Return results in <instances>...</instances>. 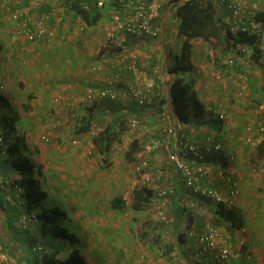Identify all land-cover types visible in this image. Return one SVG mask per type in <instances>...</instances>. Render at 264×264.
<instances>
[{"label": "crops", "instance_id": "1", "mask_svg": "<svg viewBox=\"0 0 264 264\" xmlns=\"http://www.w3.org/2000/svg\"><path fill=\"white\" fill-rule=\"evenodd\" d=\"M241 1L245 6L244 14L249 19L256 18V15L264 17V0ZM61 2L60 0H0V46L2 48L0 53V95L8 100L12 111L18 119L17 128L20 134H23L26 138L29 147V151L25 153V156L41 169L43 173L41 178L45 190L48 194L51 192L56 196L62 195V193L65 196L73 193L69 199L70 203L67 206L64 205L63 208H73V218L79 225L81 238L91 252L94 253V256L83 254L86 260L90 264H102L104 255H106L110 260L109 264H132L131 257L129 256H132L134 248L131 247L132 244L128 242L127 238L119 235L125 230L129 233V228L120 220L121 213L125 208L115 209L112 206L113 199L123 196L126 191L122 188L119 193L110 195L113 190L116 191L121 185V177L112 175L114 174L112 169H114L115 163L111 161V152L107 156V158H110L107 162L100 160L102 164L101 162H98V164L96 156L99 153L93 147L94 152L90 150L87 152L88 146L86 141L87 138L91 139L88 132L78 134V137L81 138V142L85 146L72 153L65 150L60 152L52 151L53 154L50 156L43 154L40 157L35 156L32 149V145L37 143L33 137L35 135L34 129L37 127L36 111L39 109L44 111V105L47 100V97L44 95L50 92L52 87L54 89L58 88L63 83L64 86L62 88L58 91L53 89V92L56 91L55 95L67 92L72 93L76 103L77 96L85 91L87 87L97 89L103 86L101 81L107 76V73H94L91 69L92 65L104 59V68L107 71L108 61L115 60L120 51L122 52V50H111L112 48H109V32L112 28L111 15L114 9L109 7L107 15L102 16L98 25L87 27V31L83 33L76 27L80 18H76L73 14L71 17L67 16L66 9ZM158 2L161 4V11L158 18L154 20V25L159 30V39H151L145 36L130 38L125 46L127 57L131 54H138L141 58L143 69L148 72L151 81L157 85V88H155L150 96V103L143 107L138 106L133 100L124 98L121 95L116 99L100 98L97 105L93 107V125L107 128L113 126L114 122L123 116L126 122L131 116H138L147 122V126H143L132 132L134 136L138 135L141 137L138 138L136 136L135 139H138L141 146L145 148L146 145L152 142L154 137L156 138L162 133V130L167 125L173 123L177 129L171 141L172 148L184 152L182 147L184 140L195 144L198 148L200 159H197L191 153H188L187 156L191 160L201 161V163L208 164L207 166L213 168L210 179L213 185L219 188L220 191H226L222 179L217 173L219 167L227 168L231 176L239 180L242 195H240L237 204L242 217V226L231 229L227 225L225 226V234L229 237L230 243L233 244L235 249H239L240 245H238V242L240 239H243L245 249L253 253L258 264H264V218L262 219L264 207L262 205L260 207L258 203L259 205L255 206L256 209H252L251 206L254 200L248 202L245 194H243V192L245 193L249 188H252L253 184L248 185L246 182L247 177L249 178L251 174H247L245 170L248 148L252 145L243 141L242 135L247 134L248 137L249 134L242 129L244 128L243 125L248 122H254L257 126L260 124V119L255 122V117L248 109L247 104L241 101L233 103L232 99L229 100L227 97H229L231 92H224V88L221 91L227 99L215 101L216 94L214 95L213 88L208 86V76L207 78L206 76L202 78L196 77V79L200 80L198 82L195 81V89L207 108L204 116L199 118L192 117L190 124H180L178 126L173 118L168 123L161 119L159 116L161 111L171 112V106L167 104L163 107V102L168 99L170 82L173 78L169 70L176 64V56L181 52L184 37L178 34L179 18L175 14L173 0H158ZM95 3L96 0H92V4L95 5ZM26 6L32 9L31 13L34 19L38 15L43 14L42 12L52 13L56 11L57 15L61 16L60 11H62L65 20L59 27L58 33L53 40L47 43H33L25 38H21L15 43L13 39L15 22L12 13L18 9L23 10ZM131 12L129 9L125 10V13L128 15ZM109 13H111L110 17ZM69 17L71 19L67 20ZM192 51L194 69L187 73L186 76L192 77V80H194L195 77L193 78L192 74L196 72L198 75L200 67L206 65V60H208L207 67L211 66L212 47L202 38H196L192 40ZM203 52L206 53L205 60L201 59L203 58V55H201ZM105 53H107L106 57L102 58ZM221 56V62L224 64V59H226L227 55L222 51ZM24 59L31 67L28 68L29 72L27 74L17 65L18 60H23L24 63ZM211 60L214 61V59ZM128 61L129 59L126 60L124 66H120L116 71L123 77L122 86L127 83H134L136 80L133 73L127 67ZM218 67L221 68L219 65ZM225 69L227 72L229 71V69ZM182 76L186 77L184 74ZM69 82L72 83V90L66 88ZM228 85H231V83ZM27 87H31L34 91L31 89L27 90ZM47 87L49 90H46V93H42V90H45ZM213 87L219 90L217 86ZM120 88L121 86L118 87V89ZM24 90L28 92L27 96ZM30 96H32L31 99H29ZM53 102L57 106L55 112L57 115L53 119V126L58 115L60 116L58 118L63 121L61 126H54V130H51L55 135L51 136L57 142V136L63 134L65 128H70L76 123L77 130H79L81 123L78 125L77 120L71 116L70 111L62 109L54 101V98ZM35 104L39 106L35 108ZM218 106H221L227 114V124L222 123L218 125V120L214 114V109ZM19 107H23L24 111H20ZM76 107L81 115L80 106L77 104ZM89 109L86 110V116H88ZM259 136L263 137L264 134ZM217 142L222 143L224 150L218 151L214 148ZM255 142L253 146L257 145V142L256 144ZM92 152V158L88 157L86 153L91 155ZM62 154H65V156ZM225 154L235 156L234 161L229 162L226 160L228 155ZM148 157L151 160L152 169L164 173V182L175 184L177 187L178 196L173 201L175 204L171 210L169 207L172 218L176 219L178 209L183 208L185 211V222L188 224V227H191V230L200 228L207 220L206 217L210 216L209 209L214 208V206L210 205L206 200H200L197 209L185 207L184 204L194 196L191 189L181 181V176L172 168L165 165L166 152H155L148 155ZM102 158L104 159V157ZM45 160H47L46 163L44 162ZM105 166L109 167L107 169L108 172H104ZM254 166L258 165H252V167ZM4 167L7 173L11 175L17 174V171H9L7 165ZM82 176L89 179H83ZM70 180L76 182L81 187L89 189H86L82 196L79 193H75V191L70 192L67 188L72 184ZM247 185L248 189L245 188ZM135 190L137 189L135 188ZM105 194L108 196V199L106 198L108 201L107 205L104 203ZM10 195L12 194L9 192L7 194L5 191H0V233L4 231L8 236L13 237L14 240L17 238L14 245L22 248L27 244L25 241H22L25 240L26 234H24L25 231L20 230L21 228L16 224V220L18 216L24 213L25 208L18 205L15 202L16 199ZM10 197L13 199V202H7L6 199ZM44 205L49 207L47 201ZM55 207L63 210L57 205L56 201L54 203ZM2 212L4 215H2ZM3 216L4 218L2 219ZM179 216L181 219V215ZM184 217L182 216V218ZM30 228L33 232L38 228L41 229L40 225L37 226L36 224L30 226ZM107 238H110V240ZM184 238L187 239L186 236ZM191 255L193 259L191 256L189 259L198 263L194 255ZM28 256L27 251L22 248L18 256V259L21 261H16L17 264H27L23 261L26 258L28 259ZM181 259L182 264H189L187 259ZM113 260H116V262H113Z\"/></svg>", "mask_w": 264, "mask_h": 264}, {"label": "built area", "instance_id": "2", "mask_svg": "<svg viewBox=\"0 0 264 264\" xmlns=\"http://www.w3.org/2000/svg\"><path fill=\"white\" fill-rule=\"evenodd\" d=\"M112 0H96L98 8L105 7ZM219 14L224 23L234 33L240 32L249 35L260 36V48L264 51V22L259 21L257 18L249 20L244 14V4L241 0H218ZM129 9L132 12L128 15L125 10ZM124 10V11H123ZM123 11V12H122ZM161 11V4L158 0H125L124 7L120 10H114L111 15L112 28L109 32V48L111 50H122L115 60L108 61V70L105 71L104 62L102 60L94 63L91 67L92 71L96 74L107 73V76L101 81L103 86L100 88L87 87L85 91L77 96L75 103L74 95L72 93H59L55 95L54 101L59 104L62 109H68L74 119L80 117L76 105L83 107H94L100 98L116 99L120 95L124 98L133 100L138 106H145L150 103V96L157 88V85L151 81L150 75L143 69L141 58L138 54H131L129 57L125 54L126 42L130 38L135 37H148L151 39H159V30L154 25V20L158 18ZM32 9L26 7L25 9L15 10L12 13L15 27L13 32V39L15 43L21 38L27 39L33 43H47L53 40L59 27L62 25L64 19L58 16L56 11L52 13H43L35 17L32 15ZM53 20H56L53 22ZM81 31L86 29V26L79 20L77 23ZM249 47L237 45L234 52L230 57L225 60L227 70L232 67L237 61L242 59V54L250 53ZM105 53L102 58H105ZM128 69L133 73L136 78L134 83H127L122 86L123 77L120 73L116 72L120 66H124L126 60ZM240 80L245 83L246 77L240 76ZM118 89V87H120ZM67 89L72 90V83L67 84ZM243 90L240 88L238 96H243ZM216 118L221 123L227 124V114L218 106L214 109ZM164 122H169L172 119L171 114L163 110L160 115ZM128 127L131 131H136L143 126H147V122L138 116H131L127 120ZM62 120L57 119L55 127L61 126ZM106 130V127L93 125L88 132L90 138L98 136ZM146 132V131H145ZM148 133V132H147ZM176 133V127L172 124L167 125L158 137H154L152 142L145 146L143 151L138 155L137 160L134 162V170L140 175L139 184L142 188H148L153 191L157 200L155 203V211L158 220L164 225H169L172 222L169 214V207L172 202L170 201L173 196L177 195V187L175 184H167L164 182V173L152 169V163L148 155L164 151L167 154L165 165L172 168L181 176V181L185 186L191 189L192 193L197 195L200 199L211 201L215 206L221 204L233 205L240 197L241 184L239 180L232 178L227 168L219 167L217 173L224 183L226 191H220L210 181L212 177L213 168L203 164H196L194 160L188 158L187 154L191 153L195 157H199L198 148L184 140L182 147L184 152L174 150L171 141ZM247 143L253 145L255 142L253 134H264V103L261 107L260 124L251 125L247 128ZM41 142L44 144H54V137L49 134L41 135ZM73 144H78L77 139L72 141ZM3 144V137L0 136V146ZM256 144V142H255ZM125 143L122 141L114 145L112 151L116 153L124 152ZM216 150L222 149V144L218 143ZM5 151H2V155ZM234 157H232L233 160ZM231 161V160H228ZM264 171V168L255 166L252 168L253 173ZM12 189L15 193L14 198L16 203L21 205V192L22 186L17 180V174L10 175L9 178L0 176V191ZM9 202L13 199L7 198ZM19 205V204H18ZM197 201L185 203V207L196 208ZM37 217L34 213L28 214L24 212L17 220L18 227L27 228L28 224L36 221ZM228 227L233 229L232 224L228 223ZM226 225V226H227ZM225 226H217L210 223H204L197 230L186 231V237L191 244H194L193 255L196 262L199 264H258L251 251L245 249V242L240 239L238 245L239 249H235L233 244L230 243L229 237L225 234ZM244 231V230H243ZM245 232V231H244ZM43 246L38 242L33 246V251H41ZM139 264H151L146 254L141 253L138 260ZM0 264H17L11 262L8 253L0 249Z\"/></svg>", "mask_w": 264, "mask_h": 264}, {"label": "trees", "instance_id": "3", "mask_svg": "<svg viewBox=\"0 0 264 264\" xmlns=\"http://www.w3.org/2000/svg\"><path fill=\"white\" fill-rule=\"evenodd\" d=\"M60 1H62L61 4L66 9L67 14L70 16L73 14L76 18H80V21L86 26V28L98 25L103 16V12H108L109 7L114 10H120L124 7L125 3V0H112L105 7L98 8L95 6L96 3L95 5L92 4V0ZM173 3L175 4V14L179 18L178 34L179 36L184 37V41L180 54L176 56L175 66L169 70V72L173 75V78L170 82L168 99L163 102V107L167 104L171 106V112L168 111V113L171 114L178 126L180 124H190L192 122V117H202L207 111L206 105L201 101L199 94L195 89V81L192 79L186 80L185 77L182 76L194 69L192 63V40L196 38H202L205 40L212 47L214 55L213 59L218 64L221 61L222 51L225 55H227L225 57L227 59L232 55L237 45H242L250 48V58L254 63L253 65L264 67V51L260 48V36L249 35L242 32L234 34L228 28L219 14V7L216 0H173ZM42 13L48 14V12ZM256 18L259 21L264 22V17L256 15ZM63 19L65 20V18ZM55 21L56 20H53V22ZM1 51L2 48L0 46V53ZM235 64L233 66H235ZM225 68L226 66L224 63V69ZM31 98L32 96L29 97V99ZM88 108H90L88 110V116L82 119L80 128L77 131L78 133H87L93 126V107H87V109ZM17 123L18 119L12 111L8 100L0 95V136L3 137V144L0 146V176L9 178L11 175L6 172L4 167L5 165L8 166L7 168L9 171H17V180L23 188V191L21 192V206L25 208L24 212L32 214L34 213V208H40L39 214L34 213L37 217L36 221L30 222L27 228L20 227V230L25 231L24 234H26L27 238L22 240L27 243L22 248L27 251L29 255V258H26L23 262L27 264H90L80 250L75 248V244L78 242L77 236L68 232L63 227L64 221L68 219V213L58 207L50 208L44 206L49 194L45 190L43 180L41 178L43 173L38 166H35L34 163L27 156H25V153L29 151V147L24 135L20 134L17 128ZM125 123L126 120L123 116L119 120H116L113 126L107 127L105 131L91 140L93 148L100 154V156L104 157L106 162L108 161V154L110 152H114L112 151L114 145L123 141L122 127ZM221 124L222 123L218 121V125ZM218 143L220 142H217L215 146ZM215 146L214 148L216 149ZM222 150H224L223 145L220 151ZM2 151H5L4 155H2ZM142 151L143 147L141 146L139 140L134 139L131 142L129 150L126 152L125 156L128 160L134 161L136 156ZM121 153L123 154V152ZM257 155L264 160V142L257 146ZM232 157L235 158L233 155H228L226 160H231L229 162H233L234 158L232 160ZM197 159L200 158L197 157ZM194 161L197 162L196 164L200 163L206 166L208 165L201 163V161ZM226 166L228 165L226 164ZM223 185L225 184L223 183ZM4 191L7 192V194L8 192L11 193V197L15 196L12 189ZM192 195L194 197L187 202L190 203L191 201L196 200L199 205L200 200H205L198 198L197 195L193 193ZM177 196L178 194L173 196L170 200L172 202L170 210L174 206L175 202L173 201L177 198ZM132 197L133 202L131 206L137 211L142 210L145 207L144 204H147L151 200L155 203L157 200L152 190L142 187L134 190L132 192ZM206 201L210 203V205L214 206V208L209 209L211 221L207 218L204 223H210L221 227L226 226L228 223L232 224L234 228H240L242 226V217L237 204L238 200L233 205L221 204L218 206L213 205L209 200ZM7 202L9 201L7 200ZM18 204L20 205L19 202ZM128 205L129 202L123 196L116 197L112 201V206L115 209H123ZM197 207L194 209H197ZM170 210L168 211L169 214ZM184 213L185 211L183 208L178 209L176 219H173L170 214L172 222L166 226H170L171 228L175 226L176 228L178 218H180L179 215ZM2 215H4L3 212ZM3 218L4 216L2 219ZM34 224H39L41 227L40 231L39 229L35 230L37 233H34L30 228V226ZM195 230L197 229H194V231ZM40 232H42L43 237L41 238L40 235L36 238L35 235ZM48 235L55 239L58 238L67 241L74 245V248L71 249L67 257H64L60 248L50 249L45 246V242L47 241L45 237ZM178 238L182 239V235L179 234ZM15 240H17V238ZM15 240L3 231L0 233V249L1 247H4V252L9 254L11 262H20L21 260L18 259V256L22 248H19L20 246L18 245H14V242H16ZM38 242L43 246V248L41 251L34 252L33 246ZM170 247L172 250V246Z\"/></svg>", "mask_w": 264, "mask_h": 264}, {"label": "rangeland", "instance_id": "4", "mask_svg": "<svg viewBox=\"0 0 264 264\" xmlns=\"http://www.w3.org/2000/svg\"><path fill=\"white\" fill-rule=\"evenodd\" d=\"M60 13L62 14L61 16L64 18L62 11H60ZM103 15L106 16L107 12H103ZM110 15L111 13H109V17ZM67 16H70V15L67 14ZM70 17L67 20H70L71 19ZM249 20H251V18ZM86 31L87 30H84L82 32L85 33ZM211 52H212L211 59H213L214 58L213 50ZM205 54L206 53L204 52L201 53V55H203V58H201L202 60H205ZM250 54L251 52L242 54L243 58L237 61L235 66L230 67L228 72L224 69V64L221 61L218 64L215 61H212L209 57L211 66L207 67L208 60H206L205 61L206 65L205 66L202 65L200 67V73L198 75L196 74V72L194 73L195 75L192 73L191 74L193 75V78L195 77L194 81H197V82L200 79H196V77L202 78L203 76H206L207 78L208 76V81H209L208 86L213 88V93L214 95L216 94L214 98L215 101L216 100L220 101V100H223L224 98L225 99L228 98L229 100L232 99L233 103H235L236 101H238L239 103L241 101L247 104L248 109L250 110L251 113H253L255 117V122H257V120L260 119L259 117L261 116V113H260L261 104L264 102V67L253 65L254 63L252 62L250 58ZM26 60L24 61V63H23V60H18L17 62V65L24 70L25 74L29 72L28 68H31L27 64ZM218 65L221 68H219ZM184 75L186 76L187 74H184ZM242 75L246 77L247 81L245 83H243L240 80V76ZM185 79L191 80L192 77L189 78V76H186ZM229 83H231V85H228ZM63 86H64L63 83H61L58 88L54 89V87H52L50 89V92L48 93H46V90H49L48 87L45 88V90H42V93H46L44 96L47 97V100L44 105V108H45L44 111L42 109H39L36 111L37 127L34 129L35 135L33 137L35 138V141H37V143L35 145H32V149L35 153V156L41 157L43 156V154L50 156L51 154H53L52 151L60 152L64 150L66 152L68 151L72 153V152H75L76 150H80L83 146H85L84 143L81 142V138L78 137L79 133L77 132L78 130H77L76 123L70 128H65V131H63V134L57 136V142L55 141L54 144H44L43 142H41L40 138L42 134H49V135L55 136L54 132H51V130H54L55 128L53 126V119L57 115L55 114L57 110V106L54 104L53 98H54L56 91H58ZM213 86H217L219 90H217ZM240 87L242 89H245L243 90L244 92L243 96H238ZM27 88H28L27 90L31 89L32 91H34L31 87H27ZM223 88H224V92L226 91L231 92L229 97L227 98L224 97L225 94H223L221 91ZM53 89L56 91L53 92ZM32 91H29V92H32ZM24 92H25V95L27 96L28 92H26L25 90ZM77 104L79 105V103ZM35 105H36L34 106L35 108L39 106L38 104H35ZM19 109L20 111H24L23 107H19ZM80 109L82 111V114L80 115L78 119H75L77 120L78 125L81 123L82 119L86 117V113H87L86 111L87 107L82 108L80 106ZM58 117L60 116L58 115ZM58 117L57 119H59ZM62 124H63V121H62ZM245 124L243 125L245 129L244 128L242 129L245 132H247V128L249 126L255 125L254 122H248ZM122 128H123L122 139L126 145L124 152L123 154L122 153L118 154L114 151V152H111L110 154L111 161L115 163L114 169H112V171H114L113 172L114 174L112 175L121 177V185L119 186L118 189H116V191L113 190V192L110 195L119 193L120 189L122 188H124L126 191L124 192L125 194L123 196L124 198L127 199V201L129 202V205L121 213L120 220L123 221V224L125 223L126 224L125 226L129 228V233L125 230L119 235L127 238L129 240L128 242L132 244L131 247L134 248L132 256H129L131 257L132 264H137V260H139L140 253H145L151 264H155V263L156 264H182L181 258L187 259L189 264L195 263L194 261H191L189 259L190 256L193 259V256L191 254H193L192 250L194 249V244H191L190 241H187V239L184 238L186 236V231L191 230L190 227H188V224H186L185 222L186 220L184 217L185 213L181 215V219L178 218L180 220L177 222L176 228L175 226L171 228L170 226H166L162 224V222L158 220V217L155 211V205L152 200L148 202L147 204H144L145 207L140 211H137L132 208L131 206L133 202L132 192L135 190V188L140 189V184H139L140 175L134 170V162L137 160L138 155L133 161V160H128L125 154L129 150L130 144L135 139V137L136 136L138 138H141V137H139L138 135L134 136V133L128 127L127 122L123 125ZM259 135H262V134H256V133L253 134V138L257 142V145L256 146L249 145L250 148H248V154L246 156V162H245L246 163V167H245L246 173L249 175L251 174L250 176L248 175L249 178L247 177L246 182L248 183V185L252 183L253 187L248 189V185L245 186V188H247L248 191H245V193L243 192V194H245L246 196L245 198L248 202H251L252 200H254V203L251 206L252 209H256L255 206L258 203L260 204V207L262 206L264 207V171H262L263 173L262 172H258V173L252 172V168H253L252 165L254 164L258 165L261 168H264L263 159L257 155V146L261 144L262 142H264V136L260 137ZM242 136L244 138L243 141L247 142V139H246L247 134L246 135L243 134ZM75 139H77L78 141V144L76 145L72 143V141ZM86 144L88 146L87 152L89 150L93 151L92 149L93 144H92L91 139L87 138ZM93 152L91 155H89V153H86V154L88 157L92 158ZM62 155L65 156V154H62ZM96 157H97V160H96L97 163L104 160L102 156H100L99 154H97ZM109 159L110 158H108V160ZM44 162L46 163L47 160H45ZM108 168H109L108 166H105L104 172H108L107 170ZM82 178L89 179L88 177L84 178L83 176ZM70 181L72 182V184L69 187H67L68 190H70V192L75 191V193H79L80 196H82L84 191L86 189H89V188H84V187L79 186L76 182H73L72 180ZM137 182H138V185H137ZM72 194L73 193L65 196L64 193H62V195L60 194L59 196H56L55 194H52L51 192H49L47 203L49 204V207L54 208V203L56 201L57 205H59L65 212L68 213L69 215L68 219L64 221L63 227L65 228V230H67L68 232L74 234L75 236H77V238H79V241L75 244V248L79 249L82 254H88L90 256L92 255L94 256V253L91 252L87 244L81 238V232L79 230V225L78 223L75 222L73 218V208L71 207L63 208L64 205L67 206L70 203L69 199L72 196ZM240 195H242V189L240 191ZM106 198L108 199V196L105 194V199H104L105 205H107L108 203ZM45 207H48V206H45ZM33 212L36 214H39L40 208H34ZM182 216L184 218H182ZM263 218H264V215L262 216V219ZM208 220L211 221L210 216H208ZM36 225H39V224H36ZM34 233H37V232L35 231ZM179 234L182 235V239L178 238ZM35 236L36 238H38L39 236L41 238L43 237L42 232L36 234ZM108 236H111V235H108ZM45 239L47 240L45 242L46 247H49L50 249L60 248L64 257H67L71 249L74 248V245L70 244L69 242L58 239V238L55 239L49 235L46 236ZM107 239L110 240V238H107ZM170 246H172V248L174 246V249L171 250ZM98 248L99 247H97V249ZM2 249L4 250V247ZM104 256L105 257H104L102 264H109L110 260L108 259L106 255ZM113 262H116V260H113Z\"/></svg>", "mask_w": 264, "mask_h": 264}, {"label": "clouds", "instance_id": "5", "mask_svg": "<svg viewBox=\"0 0 264 264\" xmlns=\"http://www.w3.org/2000/svg\"><path fill=\"white\" fill-rule=\"evenodd\" d=\"M143 149H144V148H143ZM140 153H141V152H140ZM140 153H139V154H140ZM139 154H138V155H139Z\"/></svg>", "mask_w": 264, "mask_h": 264}]
</instances>
